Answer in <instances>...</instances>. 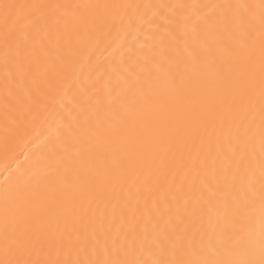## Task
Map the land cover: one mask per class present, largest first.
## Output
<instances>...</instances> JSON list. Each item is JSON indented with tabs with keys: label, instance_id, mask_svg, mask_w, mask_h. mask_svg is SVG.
Listing matches in <instances>:
<instances>
[{
	"label": "bare ground",
	"instance_id": "obj_1",
	"mask_svg": "<svg viewBox=\"0 0 264 264\" xmlns=\"http://www.w3.org/2000/svg\"><path fill=\"white\" fill-rule=\"evenodd\" d=\"M5 3L23 7L7 27L0 7V261L103 260L113 239L141 264L258 261L264 0ZM169 184L190 216L163 249L151 226L134 242L108 227ZM102 219L107 250L82 251Z\"/></svg>",
	"mask_w": 264,
	"mask_h": 264
},
{
	"label": "snow or ice",
	"instance_id": "obj_2",
	"mask_svg": "<svg viewBox=\"0 0 264 264\" xmlns=\"http://www.w3.org/2000/svg\"><path fill=\"white\" fill-rule=\"evenodd\" d=\"M3 9V21L7 27L10 23L15 24L18 17L15 15V9L23 7L20 5L5 3L2 6ZM264 23V19H262ZM118 71V70H117ZM238 151L234 149L233 152ZM233 165L239 168L240 161L232 156H226L221 161V170L225 181H227L228 175L234 174ZM264 174V172H262ZM216 176V161L212 162V177ZM208 178V165L207 163L203 166V175L201 177L202 182L211 189V184L207 182ZM195 192L194 184L189 190ZM182 201V203H181ZM190 196L189 192H185L183 185H180L175 190L171 184L168 185L167 189L162 192L159 200H153L151 207L148 206L145 200L143 204L137 200L130 207L126 204L125 209L120 213L119 223H116V213L107 219L108 227L111 228L113 224H116L117 231L123 234L125 240L130 237L133 242L137 237L141 235V232L146 236L148 233L149 226H151L152 232L155 233L154 243L160 246L162 249L166 241H171L172 233H175L179 225L184 224L190 216ZM262 209H264V202H262ZM105 221L102 219L100 223V232L98 233L93 228L91 236L85 231L84 245L81 250L86 251L89 240L93 245V250L98 247H104L107 250V236L108 233L104 227ZM101 234H103V239ZM79 242V241H78ZM123 245L118 244L116 239L112 241V254L111 258L103 260L96 259H80L79 254L77 258H66L63 260H51L46 261L45 264H141L140 261H132L126 258H121L120 252ZM0 264H30V262H13V261H0ZM31 264H40V262H31ZM153 264H209L208 261H196V260H183V259H171V260H156ZM213 264H264V242H262L260 259L257 260H244V261H226V262H213Z\"/></svg>",
	"mask_w": 264,
	"mask_h": 264
}]
</instances>
